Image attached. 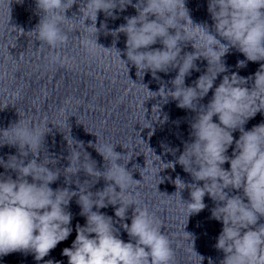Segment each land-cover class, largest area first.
<instances>
[{"label": "clouds", "instance_id": "clouds-1", "mask_svg": "<svg viewBox=\"0 0 264 264\" xmlns=\"http://www.w3.org/2000/svg\"><path fill=\"white\" fill-rule=\"evenodd\" d=\"M11 3L8 0L10 19ZM74 5H78L79 16L69 18L66 13ZM35 6L41 14L39 22L27 33L35 37L39 46L49 48L54 63L60 60L58 50L69 41V31L79 30L78 38L88 53L97 48L106 52L115 49L127 72L128 64L133 65L140 79L150 72L160 80L157 73L176 71L171 88L162 82L159 91L152 93L164 102L169 98L176 101L178 108L194 116L189 121V140L183 142V151L166 147L173 156L180 154L173 161L153 166L158 168L155 176L165 169L174 171L177 164L191 176V183L179 176L172 181L179 195L189 190L190 201L183 202L188 217L207 207L206 195L214 202L210 218L222 223L214 245L224 254L220 264H264V121L245 128L258 113L264 115V0H207L211 26L194 22L187 0H35ZM129 6L136 15L124 17V24L109 30L107 19H118L117 13ZM100 12L106 19L97 27ZM69 21L72 27L66 31ZM19 30L24 33L22 28ZM102 31L116 39L120 34L126 36V59H121L115 40L112 48L97 43ZM156 44L161 47H152ZM189 45L193 51H184ZM233 49L245 57L237 61L238 69L246 68L248 62L259 63L254 74H229L224 57ZM197 60L207 61L206 71L192 85H186V77L200 71ZM210 90L211 99L202 103ZM48 124L46 120L34 122L20 117L8 128L0 129V147L17 149L16 155L0 157V167L4 169L0 172V257L20 252L33 255L37 264H62L45 257L73 232L69 206L75 198L85 223L75 225L71 247L62 250L67 264H174L169 237L161 231L155 214L136 198L138 194L131 186L141 181L134 180L126 169L131 160L124 159L128 153L116 152L110 143H99L96 136L97 142L89 141L88 146L106 162L102 171L84 150L83 142L76 141L87 157L81 159L77 153L73 160L70 152L69 166L63 170L71 174L64 175L65 183H75L76 189L50 187L61 172L49 167L57 163L51 155L45 153L40 160L45 136L51 131ZM236 132L238 138L233 135ZM121 160L123 163H118ZM225 164L229 167L225 168ZM81 171L90 179L72 181L71 177ZM101 179L105 186L93 192L92 187ZM164 179L159 177L158 184ZM109 206L114 216L101 211ZM130 207L133 211L129 224L126 221ZM121 230L127 233V242L121 238ZM200 258L202 264L204 257Z\"/></svg>", "mask_w": 264, "mask_h": 264}, {"label": "water", "instance_id": "water-1", "mask_svg": "<svg viewBox=\"0 0 264 264\" xmlns=\"http://www.w3.org/2000/svg\"><path fill=\"white\" fill-rule=\"evenodd\" d=\"M187 7L194 22H206L211 26L207 0H187ZM10 9L11 19L8 0H0V107L8 106L0 110V129L8 128L20 117L34 122L46 120L49 123L51 131L45 136L40 160L45 153L57 160L55 165H49L61 172L59 179L50 185L53 189L65 186L76 189L75 183H65L64 175L71 174L63 173L69 166L70 152V159L74 160L77 153L81 159H86L85 150L96 162V167L103 171L107 166L106 162L93 147L88 146V143L91 141L95 144L98 137L101 144L115 145L116 152L123 155L128 153L124 157L125 160L131 157L126 169L131 172L134 180L141 181L138 186L135 182H132L131 186L138 194L136 198L155 214L161 223V231L169 237L174 250V264H201L200 256L204 257L202 264H209V259L212 264H220L224 254L214 245L222 231V223L210 218L214 202L206 195L204 203L207 207L188 217V209L183 202L190 201L189 190L186 188L179 195L172 181L179 176L185 182L191 183V176L178 164L174 171L165 169L158 173V177L155 176L158 168L154 167H159L161 162L175 160L183 151V142L189 140V121L194 116L191 111L178 108L176 101L169 98L168 102H164L160 96L152 93L159 91L162 82L171 88L170 81L177 74L176 71L168 74L157 73L160 80L154 79L150 72L140 79L133 65L128 64L129 73L127 72L115 49L106 52L103 48H97L94 53H88L78 38L79 30L73 33L69 31V41L65 47L58 50L60 60L54 63L49 48L39 46L35 37L27 33L38 24L41 15L37 12L35 0H22L21 3L12 0ZM74 14L79 16L78 5H74L66 13L69 18ZM117 14L118 19H107L109 30L124 24V17L136 15V11L129 6L126 11ZM105 19L104 13L100 12L97 27ZM85 23L89 24L90 21ZM71 27L72 22L69 21L65 30L68 31ZM19 28H22L24 33ZM114 40L116 49L121 52V59H126L123 55L126 46L124 34H120L116 39L102 31L98 35L97 43L105 48H112ZM184 51L190 52L193 49L189 45ZM243 59V54L234 49L224 57L229 74L238 72L239 75L247 77L257 71L259 63L253 62H248L246 68L238 69L237 61ZM196 64L200 71H193L191 76L186 77V85H192L193 81L206 71L207 61L197 60ZM221 79L222 75L217 78L215 84L218 85ZM212 94L210 90L202 103L206 104ZM262 121L264 115L258 113L249 120L245 128L250 129ZM233 135L235 138L239 137L238 132ZM76 141L83 142L84 150ZM166 147L179 148L180 152L173 156L166 151ZM16 154L17 149L14 147H0V157L6 159L8 155ZM155 155L160 156L161 160L158 161ZM118 163L122 164L123 161ZM224 167L228 168L229 165L225 164ZM3 171L0 167V172ZM159 177L165 178L163 183L158 184ZM77 179L83 182L90 177L81 171L71 177L72 181ZM104 186L105 181L101 179L91 190L95 192ZM69 210L73 213V232L67 240L59 243L45 260L54 259L67 264V257L62 255V250L71 247L76 236L75 225L85 223L84 217L79 215L80 207L75 198L70 202ZM101 211L114 216L112 206ZM132 211L133 208L130 207L129 219L126 221L129 224ZM120 235L125 242L128 241V235L123 230ZM0 264L37 262L31 254L15 252L0 257Z\"/></svg>", "mask_w": 264, "mask_h": 264}]
</instances>
